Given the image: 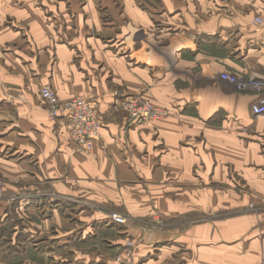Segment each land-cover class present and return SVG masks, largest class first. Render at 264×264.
I'll return each instance as SVG.
<instances>
[{
	"label": "crops",
	"instance_id": "0c3cea01",
	"mask_svg": "<svg viewBox=\"0 0 264 264\" xmlns=\"http://www.w3.org/2000/svg\"><path fill=\"white\" fill-rule=\"evenodd\" d=\"M257 15L264 21V0H0V133L13 134L14 155L0 176L20 196L0 203V247L45 243L68 264L110 262L90 243L105 230L111 251L133 240L131 264H264V209L248 211L244 199L212 216L215 199L236 197L228 167L264 165L258 91L220 76L264 77ZM42 85L95 102L90 151L71 152L64 119L46 118ZM119 94L169 115L130 121L113 107ZM254 175L261 203L264 175ZM86 200L128 223L104 222Z\"/></svg>",
	"mask_w": 264,
	"mask_h": 264
},
{
	"label": "built area",
	"instance_id": "2783aa9c",
	"mask_svg": "<svg viewBox=\"0 0 264 264\" xmlns=\"http://www.w3.org/2000/svg\"><path fill=\"white\" fill-rule=\"evenodd\" d=\"M252 24L263 25V18L260 15L255 16ZM220 76L238 91H258L257 98L251 104V111L253 115L264 114V77L255 75L248 81H242L238 80L237 75L229 72H222ZM39 97L45 104V112L49 121H54L59 117L64 119L70 136L71 152L90 151L99 137L101 127L95 102L81 95L61 100L48 85H42L39 88ZM119 105L127 113L130 121L146 123L163 119L169 115L167 108L153 105L142 95L126 96L121 99ZM106 219L108 222L120 226L126 225L127 222V216L114 211L107 213ZM133 246L132 239L124 240L123 251L114 257L116 264H131Z\"/></svg>",
	"mask_w": 264,
	"mask_h": 264
},
{
	"label": "rangeland",
	"instance_id": "374dc122",
	"mask_svg": "<svg viewBox=\"0 0 264 264\" xmlns=\"http://www.w3.org/2000/svg\"><path fill=\"white\" fill-rule=\"evenodd\" d=\"M231 73V72H229ZM237 75L238 80H245L248 81L249 78H247V76H243V75H239L237 73H232ZM251 91V90H250ZM248 91V92H250ZM135 95H139V94H135ZM128 96H133V95H128ZM126 98V96H122V95H118L117 96V101L116 99L113 102V107L116 109H122L120 107V102L121 99ZM117 104V105H116ZM44 109H45V104L43 105ZM260 115H264V114H260ZM254 116H259V115H254ZM47 118V116H46ZM13 134L11 135H5V134H1L0 133V160H9L14 158V155L12 153V150H7L5 148L6 143H12L13 142V138H12ZM262 151L264 152V149H262ZM12 161V160H11ZM9 160V162H11ZM3 163V162H0ZM7 171H10L11 173L14 172V168L12 167V165H7ZM254 173H258V174H262L264 175V165L261 166H256V167H242L241 172L235 171L233 168L228 167L227 168V174L229 177V187L233 188V191L236 195V197H231L228 200H226V198H217L215 199V208L220 209V211H215V213L212 215L213 217L217 218V217H221V216H227L229 214H232L234 212V210L230 209V205L233 204V201L238 202L239 200L244 201L248 200L247 202V206H246V210L248 211H252V212H258L259 210H261L260 208L264 209V201L259 203L258 199H255V197H253V194H255V190H254V186H255V182L253 181L255 175ZM2 176H0V203L1 202H6L10 205V203H14V201L20 197L17 194L14 195V191H8L4 188V184L5 183H11V182H6L3 178H1ZM221 184V183H219ZM6 187L8 189H13L12 186L5 184ZM223 187L222 188H226V184H222ZM222 185H218L217 187V183H215V189H222L221 186ZM29 193H25L24 196L28 197ZM16 200V201H17ZM86 208L90 211L95 210L98 211L99 216L101 217V219H103L104 222H108L106 219V214L114 211L113 209L110 210V207L106 206V205H102V204H98L95 201H90V200H86ZM221 203V204H218ZM219 205H223L222 207ZM101 212V213H100ZM116 212V211H115ZM120 213V212H118ZM121 214V213H120ZM100 219V220H101ZM99 220V221H100ZM129 219L127 218V222L128 223ZM109 223V222H108ZM112 224V223H111ZM125 226V225H124ZM124 226H120L117 225L115 227H117V229L124 227ZM100 233V231H99ZM109 231H105L102 230V232L98 235H96L94 238V240H91V242H93L94 244L98 243L97 247L94 248V250H99L101 249L103 252L105 251L106 253L109 254V258L111 259L110 262H103V261H94L91 260L89 258H87V260H84V262H70V264H116V261L114 260V257L118 254L121 253L122 250V245L121 247H117V248H113L114 250L111 251L110 247H107V243L103 240L104 238L109 237L110 235ZM125 237L123 236V239ZM102 239V240H101ZM127 239V238H125ZM124 239V240H125ZM101 240V241H100ZM123 240V242H124ZM35 248V249H34ZM37 249V250H36ZM60 248L57 246L52 247L51 245H45V243L42 244H37L34 245V247H31L29 245H21L17 246V247H11V246H4V247H0V264H68L64 261L61 260V252L58 251ZM89 249V248H87ZM50 250V251H49ZM91 250V249H89ZM46 251V254H44ZM47 251H49L47 253ZM19 252V254L17 255V253ZM52 252V253H51ZM14 254V256H12ZM48 256V257H47ZM52 257V258H51ZM35 261V262H34Z\"/></svg>",
	"mask_w": 264,
	"mask_h": 264
}]
</instances>
